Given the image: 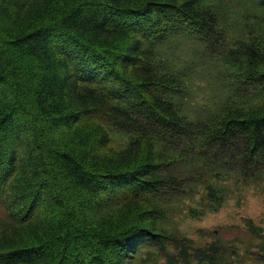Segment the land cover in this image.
<instances>
[{
  "label": "trees",
  "instance_id": "16d2710c",
  "mask_svg": "<svg viewBox=\"0 0 264 264\" xmlns=\"http://www.w3.org/2000/svg\"><path fill=\"white\" fill-rule=\"evenodd\" d=\"M199 1L0 0V264H214L235 245L161 227L165 203L198 187L195 164L242 184L264 172V27L230 36ZM180 27L231 72L195 122L139 48ZM200 185L209 208L224 201ZM246 228L264 245V227Z\"/></svg>",
  "mask_w": 264,
  "mask_h": 264
},
{
  "label": "rangeland",
  "instance_id": "374dc122",
  "mask_svg": "<svg viewBox=\"0 0 264 264\" xmlns=\"http://www.w3.org/2000/svg\"><path fill=\"white\" fill-rule=\"evenodd\" d=\"M196 7L211 9L218 26L230 36L257 30V25L264 27V8L251 0H201ZM139 48L149 51L148 64L157 74L168 75L178 83V88L170 94V102L188 121L195 122L215 113L228 97L226 86L232 80L227 75L231 72L220 62L219 56L208 53L205 42L196 34L180 27L159 40L141 43ZM258 97L253 94L247 99L227 101L249 107ZM128 136L122 141L123 145L128 143ZM205 162L192 166L203 171L196 173L198 187L189 186L186 194L165 203L168 216L161 227L197 244L212 241L213 238L201 233L215 230L220 241L235 244L222 245L225 251L214 264H264V245L246 228V224H250L253 231L264 227V172L247 178L242 184L234 174L214 178L212 174H223L222 163L212 158ZM184 167L179 166L181 172L185 171ZM200 184L223 187L226 190L224 201L215 209L209 208L203 200L206 192ZM2 210L0 204V216ZM144 264H155V261L148 259Z\"/></svg>",
  "mask_w": 264,
  "mask_h": 264
}]
</instances>
